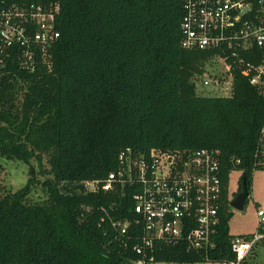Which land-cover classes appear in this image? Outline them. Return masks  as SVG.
I'll use <instances>...</instances> for the list:
<instances>
[{
  "label": "trees",
  "instance_id": "obj_1",
  "mask_svg": "<svg viewBox=\"0 0 264 264\" xmlns=\"http://www.w3.org/2000/svg\"><path fill=\"white\" fill-rule=\"evenodd\" d=\"M0 1L60 8L53 70L10 60L0 69V159L29 166L27 185L0 197V264H133L138 240L112 224L133 218L130 194L82 188L115 170L127 147L220 150L225 202L211 261L159 243L157 263L236 260L230 175L242 172L239 192L245 178L250 196L254 171L264 169V91L230 61V96L197 93L217 51L182 46L183 0ZM239 53L263 61L256 47ZM44 160L49 176L40 180ZM39 187L44 196L32 201Z\"/></svg>",
  "mask_w": 264,
  "mask_h": 264
},
{
  "label": "built area",
  "instance_id": "obj_2",
  "mask_svg": "<svg viewBox=\"0 0 264 264\" xmlns=\"http://www.w3.org/2000/svg\"><path fill=\"white\" fill-rule=\"evenodd\" d=\"M183 4L182 46L217 51L210 61H222L228 72L227 77L206 71L197 83L215 89L226 85L232 90L235 63L264 91V0L256 6L248 0H183ZM59 12L58 4L48 7L0 1V69L10 60L31 73L52 71L53 48L60 38ZM254 47L263 55L258 65L239 53ZM261 146L264 148V128ZM118 159L115 170L105 178L83 181L82 188L92 194H130L133 218L115 219L112 224L122 237L133 234L138 240L133 247L137 255L133 264H156L159 243L185 248L211 261L225 202L220 150L138 152L127 147ZM260 164L264 168V160ZM257 213L260 222L256 232L234 236L236 260L222 264H241L264 245V209L258 207Z\"/></svg>",
  "mask_w": 264,
  "mask_h": 264
},
{
  "label": "rangeland",
  "instance_id": "obj_3",
  "mask_svg": "<svg viewBox=\"0 0 264 264\" xmlns=\"http://www.w3.org/2000/svg\"><path fill=\"white\" fill-rule=\"evenodd\" d=\"M206 71L217 75L227 76L228 72L224 67V63L220 60L209 61L205 65ZM228 77V76H227ZM197 93L204 96H230L232 93L231 88L227 90V86L215 89L212 86L203 87L197 83ZM46 168L45 173H37L40 180H44L49 176L50 166L46 160L43 161ZM38 168L43 170V168ZM242 172L238 169H233L230 175V196L232 201L236 198L239 192L240 180ZM29 180V166L20 161L0 159V197L12 190L18 191L25 187ZM40 186V185H39ZM44 196L43 191L39 187L37 191L31 194L32 201H40ZM264 209V169L255 170L252 177L251 194L248 197L243 209H238L231 205L230 210L232 213L230 221V233L233 236L251 234L256 232L259 226L260 218L257 213L258 207ZM261 207V208H262ZM257 255L253 258L254 253L249 257L250 261L254 264H259L264 261V245L257 247ZM156 264H172V263H156ZM195 264H219L214 262H198Z\"/></svg>",
  "mask_w": 264,
  "mask_h": 264
},
{
  "label": "water",
  "instance_id": "obj_4",
  "mask_svg": "<svg viewBox=\"0 0 264 264\" xmlns=\"http://www.w3.org/2000/svg\"><path fill=\"white\" fill-rule=\"evenodd\" d=\"M243 186H244L243 191L239 193V195L236 197V199L231 201V205L238 208V209L244 208L246 200L249 197V193H250L245 178L243 179Z\"/></svg>",
  "mask_w": 264,
  "mask_h": 264
},
{
  "label": "flooded vegetation",
  "instance_id": "obj_5",
  "mask_svg": "<svg viewBox=\"0 0 264 264\" xmlns=\"http://www.w3.org/2000/svg\"><path fill=\"white\" fill-rule=\"evenodd\" d=\"M240 192L237 193L236 197L239 195ZM236 199V198H235Z\"/></svg>",
  "mask_w": 264,
  "mask_h": 264
},
{
  "label": "crops",
  "instance_id": "obj_6",
  "mask_svg": "<svg viewBox=\"0 0 264 264\" xmlns=\"http://www.w3.org/2000/svg\"><path fill=\"white\" fill-rule=\"evenodd\" d=\"M262 207V206H261ZM263 208V207H262Z\"/></svg>",
  "mask_w": 264,
  "mask_h": 264
}]
</instances>
